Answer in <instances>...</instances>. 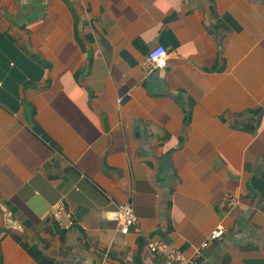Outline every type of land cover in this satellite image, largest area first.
<instances>
[{"label": "crops", "instance_id": "crops-1", "mask_svg": "<svg viewBox=\"0 0 264 264\" xmlns=\"http://www.w3.org/2000/svg\"><path fill=\"white\" fill-rule=\"evenodd\" d=\"M126 203L124 234L107 213ZM174 249L264 264V0H0V264Z\"/></svg>", "mask_w": 264, "mask_h": 264}, {"label": "built area", "instance_id": "built-area-1", "mask_svg": "<svg viewBox=\"0 0 264 264\" xmlns=\"http://www.w3.org/2000/svg\"><path fill=\"white\" fill-rule=\"evenodd\" d=\"M167 58L166 50L162 46H157L152 49L146 59L145 66L148 68H156L164 64ZM237 203L236 195L234 193H225L222 200L219 202V208L221 210H227L233 207ZM109 219L116 222L118 230L121 233H128L130 228L137 224V217L131 204H115L114 210L107 213ZM50 217L62 229L71 227L74 223L72 214L64 208V205L59 202L53 205L50 209ZM225 232L223 226L219 225L215 227L206 240L203 241L202 247L207 246L211 241L219 240ZM148 249L151 252L160 250V247L155 242H148ZM185 257L177 249L169 251L167 259L164 260V264H184Z\"/></svg>", "mask_w": 264, "mask_h": 264}]
</instances>
